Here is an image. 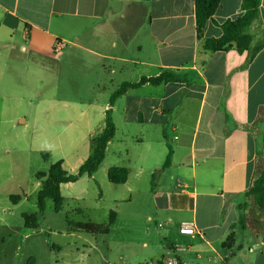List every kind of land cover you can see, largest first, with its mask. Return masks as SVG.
I'll return each instance as SVG.
<instances>
[{
    "label": "crops",
    "instance_id": "obj_1",
    "mask_svg": "<svg viewBox=\"0 0 264 264\" xmlns=\"http://www.w3.org/2000/svg\"><path fill=\"white\" fill-rule=\"evenodd\" d=\"M242 2L220 0L204 38L220 37L223 23L244 14ZM247 32L254 47L264 44V0ZM28 58L54 74L63 71L66 90L99 94L38 102L27 96L31 104L61 106L68 120L81 119L68 123L71 147L56 159L70 174L89 157L112 110L116 133L99 170L60 186L68 212L77 213L75 207L84 212L83 194L97 184L101 169L127 168L128 189L131 178L138 181L143 172L156 170L148 207L152 200L169 227L154 240L161 243V259L152 264L173 257L179 264H264V210L247 196L258 162L264 163V46L251 60L249 51H206L196 30L195 0H0V102L20 101L19 92L29 89L38 72ZM168 71L177 80L129 87L110 107L122 84ZM128 139L133 151L125 147ZM168 156L169 165L161 169ZM124 157L127 167L119 163ZM111 212L114 223L117 214ZM186 222L197 232L182 234ZM145 238L142 247L148 248Z\"/></svg>",
    "mask_w": 264,
    "mask_h": 264
},
{
    "label": "rangeland",
    "instance_id": "obj_2",
    "mask_svg": "<svg viewBox=\"0 0 264 264\" xmlns=\"http://www.w3.org/2000/svg\"><path fill=\"white\" fill-rule=\"evenodd\" d=\"M28 61L31 62L29 66L38 72L33 75L29 89L19 92L20 101L0 102V264H27L31 258L35 260L34 264H152V259L159 261L157 247L161 243L154 240L156 236L161 237L169 225L151 199L148 207L149 191L153 186L152 172L156 170L143 172L138 181L131 178L128 189L123 184L111 183L107 172L101 169L95 180L103 192L101 201L97 199L98 185L90 184L83 194L84 212L78 207H75L77 213L68 212L69 204L64 203L59 211H55L53 202L48 200L46 211L39 213L37 194L41 179H37L38 175L47 174L58 154L71 147L65 128L70 121L78 124L81 119L73 117L68 120L61 106L31 104L27 96L32 95L37 102L100 97L95 89L68 91L63 83V71L54 74L50 68H42L39 60L28 58ZM26 72L22 68L23 79ZM105 97L102 96L100 101H105ZM19 120H27V123L20 124ZM118 125L121 124L118 122ZM125 147L133 151L136 146L128 139ZM119 163L128 165L125 157ZM25 191L27 199L24 198ZM11 195L23 199L14 204ZM130 195L132 202L128 200ZM117 196L126 201L115 204L113 199ZM111 211L117 214V220L112 224L109 222ZM23 213L38 214L39 228H25ZM77 221L107 224L109 233L93 235L77 231L71 225ZM145 236L150 243L148 248L142 247ZM56 245L61 250L55 249Z\"/></svg>",
    "mask_w": 264,
    "mask_h": 264
},
{
    "label": "trees",
    "instance_id": "obj_3",
    "mask_svg": "<svg viewBox=\"0 0 264 264\" xmlns=\"http://www.w3.org/2000/svg\"><path fill=\"white\" fill-rule=\"evenodd\" d=\"M262 0H243L242 8L244 14L237 19H229L221 25L222 35L218 38H204V28L209 20H213V16L220 4V0H195L196 13V30L199 39H203V48L206 51H229L235 49L240 53L249 51L250 58L253 59L256 53L264 46V44L254 47L253 37L247 32V28L259 18L260 5ZM177 80L176 74L173 72H164L158 77L142 78L138 84L124 83L110 97V107L115 101L123 95L129 87H137L142 83L161 84ZM116 126L112 118V110L109 108L106 112L105 128L103 132L92 140V151L89 157L81 164L76 174H70L63 167V161H57L51 165L47 174H39L37 179H41V188L37 194V206L40 214L44 213L47 208V201L51 200L54 204L55 211H59L64 203L60 186L62 183L76 182L82 176H93L96 173L106 156V148L108 143L114 138ZM170 162L169 156L162 165L161 169H165ZM157 173V172H156ZM108 180L116 185L124 184L129 175V171L124 167H111L108 170ZM155 173L153 174V177ZM247 196L252 197L255 206L264 210V163L258 162V168L255 179ZM10 199L14 204L20 200L19 195H11ZM24 226L27 229L39 228L38 214H22ZM114 220L113 212L109 222ZM73 228L77 231H83L93 235H106L109 233V225L97 224L91 222H73ZM233 242V234H231L224 246H230ZM31 258L27 264H34Z\"/></svg>",
    "mask_w": 264,
    "mask_h": 264
},
{
    "label": "built area",
    "instance_id": "obj_4",
    "mask_svg": "<svg viewBox=\"0 0 264 264\" xmlns=\"http://www.w3.org/2000/svg\"><path fill=\"white\" fill-rule=\"evenodd\" d=\"M61 48H62V43L61 42H57L56 46H55V53L58 54L61 52ZM180 232L182 234H189L192 235L194 233L197 232V229L195 227V225L191 222V223H183L180 227ZM165 264H179L177 259L175 257L169 259L166 261Z\"/></svg>",
    "mask_w": 264,
    "mask_h": 264
}]
</instances>
